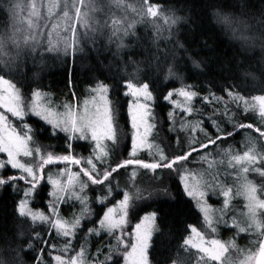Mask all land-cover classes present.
<instances>
[{"label":"rangeland","instance_id":"obj_1","mask_svg":"<svg viewBox=\"0 0 264 264\" xmlns=\"http://www.w3.org/2000/svg\"><path fill=\"white\" fill-rule=\"evenodd\" d=\"M124 3L126 9L113 7L111 14L104 17L107 20H118L119 24L115 28L111 23L108 27L97 24L95 32L87 37L81 35L80 43L74 42L67 51L62 42L55 43V50L50 51L45 37H41L39 44L32 41L23 43V36L29 34L26 23L19 25L21 31L15 37L20 44L19 48L12 43V20L6 36L0 32V76L15 83L22 108L27 106L42 114L53 113L50 117L52 124L33 114H26L23 120L8 114L11 127L16 128L18 133H28L30 139L27 147L33 151L30 156L21 153L16 156V160L20 163L34 162L47 154L70 155L81 160L78 165L67 162L45 164L39 171L40 179H37L36 187L31 189L29 180L21 178L27 174L21 169L12 168L7 153L0 152V164H8L6 168L0 169V177L16 176L9 186L14 192L21 193L16 212L23 220L19 223L16 237H34L42 228L47 229L46 237L50 239L45 246L46 252L41 255L38 250L33 264H40L41 259L43 264H68L69 256L76 264H105L114 253L121 257L117 264H150L147 253L157 230L156 213L142 209L149 202L171 198V185L177 183L193 202L203 227L189 228L177 252L178 260L173 264H253L259 242L264 238V208L259 207V204L264 203V175L260 171H252L264 170V136L260 135L264 131V117L261 116V106L256 100L264 95L244 98L235 92H228L225 96H200L193 91L192 86L179 87L166 95L164 101L170 107L165 108L163 116L160 115L154 107L155 99L151 90L148 88L150 96L137 91L143 84H147L149 70L136 60L144 43L138 41L141 37L130 43V40L138 37L137 32L132 33L131 30L143 23L167 29L171 19L157 7V16L153 17L139 11L141 8L146 11V5L141 2L124 0ZM21 16L26 18V12H21ZM100 18L101 14H96V19ZM129 24L132 26L129 27ZM80 31L83 33L84 30ZM170 34L168 32V38ZM53 40H56L55 34ZM165 41V47H162L154 62L157 65L153 70L165 66L166 76L174 80L178 76L171 60L164 61L165 56L172 53L171 45H168L171 40ZM155 45L159 44L156 42ZM101 56L108 57L106 68L102 67ZM86 59H90L87 70ZM67 64L71 69L76 67V70L83 72L87 80L80 93H77L79 89L76 90L69 83L73 99L56 97L43 86H35L36 83H47L50 70L64 68ZM93 67H96L97 73L95 69L92 70ZM110 70H117L116 81L122 83V90L119 91L118 84L112 89L109 82L97 79L102 75L113 77L107 74ZM111 77L108 78L112 83L115 80ZM129 83L133 85L132 88H127ZM102 87L108 91L101 92ZM181 91L195 95L186 99L178 95ZM124 93L128 97L125 115L124 110L122 113ZM144 105H147V110ZM106 106L113 117L112 129L108 133L112 139L106 138V129L102 127L98 132V142L91 140L89 132L88 139H72V148L69 149V136L75 137L79 133H65L55 126V122L67 118L66 114L73 111L78 123L82 120L87 122L95 118L97 110L102 115ZM134 115L137 128L133 127ZM141 115L145 121L143 124L140 123ZM25 123L27 128L23 127ZM249 124L252 127H248ZM10 132L11 128L0 124V136H7ZM57 133L65 135L67 142L53 143ZM218 136L220 138L215 140ZM209 140L215 143L209 144L201 152H194L187 161L181 162L174 169L152 170L145 169L142 164H132L112 172L101 184H92L83 175H73L69 183V175L78 173L82 168L91 169V165L85 163L87 159H92L97 170L102 172L105 168H114L129 159L159 162L161 152L175 157L187 152L190 147L207 144ZM245 152L254 158V163L232 162L234 155ZM245 166L250 169L247 173L242 171ZM58 171L61 174L58 175ZM45 174L58 181L57 185L48 182ZM82 182L88 186L81 191ZM43 186L48 188L44 190ZM253 188L255 191H251ZM41 190L46 194L37 197V200L36 194ZM81 196L85 199L80 200ZM125 197H128L126 204ZM109 209H112L111 213ZM22 211L25 214H21ZM32 214H40L48 219L42 220L39 216L33 219ZM106 215L116 224L115 227H107ZM73 217L79 221L76 226H73ZM145 217L154 218L146 221ZM128 224H131L129 231L126 229ZM59 225H63V228H59ZM137 225H140L139 229ZM145 229L148 230V240L141 260L139 251L132 253L131 245L138 243L137 236L143 235ZM63 230H67L70 236L59 234ZM72 233L75 235L72 236ZM66 239L71 247L65 253ZM186 240L188 244H185ZM211 240L219 241L224 250L221 251L219 246L210 248ZM4 244L9 248L0 244V264H27L17 248H10L6 242ZM201 248L209 249V255L214 251L220 259H210L209 255L200 251ZM57 256L61 257V261L56 260Z\"/></svg>","mask_w":264,"mask_h":264},{"label":"trees","instance_id":"obj_2","mask_svg":"<svg viewBox=\"0 0 264 264\" xmlns=\"http://www.w3.org/2000/svg\"><path fill=\"white\" fill-rule=\"evenodd\" d=\"M11 2L12 0H0V32L4 37L11 25L8 13ZM151 4L167 14L173 24L170 23L171 26L168 25L167 29L146 23L138 24L131 30L132 33L136 31L138 37L130 40V43L139 37L141 38L138 41L144 43L136 60L148 67L146 83L154 94V107L160 115L163 116L165 108L170 107L164 101L166 95L179 87L192 86L193 91L200 96H225L228 92H235L244 98L264 95V0H151ZM223 17L232 22V27L220 22ZM168 32L171 33L169 38ZM165 39L171 40L168 45H171L172 53L167 54L164 61L171 60L178 76L174 80L166 76L165 66L157 71L153 70L157 65L154 62L157 61L162 47H165ZM155 41L159 45H155ZM99 58L102 60V67L106 68L108 57ZM86 60L85 70L90 59ZM70 69L71 66L67 64L64 68L50 70L47 83H36L35 86H43L56 97L66 96L73 99L69 83L76 90L79 89L77 93H80L87 80L85 74L76 70V67L75 71L71 69L69 73ZM110 69L113 70V67ZM92 70L97 73L96 67ZM112 70L107 73L113 76H108L115 80L112 83L103 75L97 79L104 83L109 82L112 89L118 84L120 91L123 89L122 83L116 81L117 70ZM123 101L122 113L124 110L125 115V103L128 101L126 93L123 94ZM65 137L62 133H57L53 143L67 142ZM219 138L220 136L216 137V140ZM43 187L44 190L48 188ZM44 190L39 191L36 198L44 197ZM171 191V198L149 202L142 209L156 213L157 230L147 253L150 264L175 263L178 260L177 252L180 251L181 242L189 233V228L203 227L197 209L181 187L173 183ZM20 197L21 193L14 192L9 184L2 186L0 244L7 246L4 244L6 242L10 248H17L20 257L27 264H33L38 250L41 255L46 252L50 238L46 237L47 229L43 228L34 237H16L19 223L23 220L16 212ZM133 221L134 218L131 219ZM130 228L131 224H128L127 231ZM115 254L105 264H117L121 257L118 253Z\"/></svg>","mask_w":264,"mask_h":264},{"label":"snow or ice","instance_id":"obj_3","mask_svg":"<svg viewBox=\"0 0 264 264\" xmlns=\"http://www.w3.org/2000/svg\"><path fill=\"white\" fill-rule=\"evenodd\" d=\"M143 5H146V11L144 8L139 9V11L145 16H157V9L152 6L151 0H141ZM127 8V5L124 3V0H12V2L8 6V13L10 15L13 28L12 34V43L17 48L20 47L19 42L17 41L16 34L21 31L20 24L26 23L27 29L29 30V34L23 36V43L27 44L29 41L34 42L35 44L41 43V37L46 38V42L49 46L50 51L55 50V43L62 42L65 50L70 49L75 42L76 44L80 43L81 35L87 37L91 33L97 30V24H100L101 27H108L109 23L112 24L113 28H115L118 24V20H107L104 19L105 16H108L112 12V8ZM43 9V11H42ZM133 11H137V9H133ZM21 12H26V18L21 16ZM96 14H101V18L99 20L96 19ZM221 23L232 27V22L227 18L223 17L220 20ZM132 25L129 24V27ZM46 29H51L50 31H45ZM81 29H83V33H81ZM63 33V35L61 34ZM53 34H55V42L53 40ZM83 51V49H78ZM133 85L129 83L127 88H132ZM148 84H143L142 87L138 88V92H144L146 95L150 96L148 93ZM107 88H101V92H107ZM135 95V93H133ZM35 95H39V93H35ZM178 95L185 97L186 99H191L195 93L181 91ZM256 100L259 102L261 106V116L264 117V97H258ZM135 103V102H134ZM139 108L140 105H137ZM145 110H147V105L143 106ZM0 124H3L5 128H11V132L7 136H0V152L7 153L10 158L9 163L12 168H18L23 171V173L27 174L26 176H22V179H28L31 185V189L36 187L37 179H40L39 171L43 168L45 164H53V163H74L80 164L81 160L79 158H74L70 155H53L47 154L46 156L41 157L38 161L34 162H25L20 163L16 160V156L21 153L24 156L33 155V151L27 147V141L30 139L27 132L16 131V128L11 127L9 124V115L12 117H16L17 119L23 120L26 114H33L41 119L47 121L52 124L53 120L50 118L53 113L45 112L44 114L41 111L35 109H28L27 106L24 108L21 107L20 104V94L17 90V87L14 82L9 79H6L3 76H0ZM67 118L58 119L55 122L56 127H60V130L69 133H79L78 136L72 137L69 136L68 139V148H72L71 140L72 139H88V133L90 132V137L92 141H99V129H106V138L112 139V136L108 133L111 132L113 117L109 113L108 107L104 108L103 114L101 115L99 110L95 114V118L88 119L87 122L83 120L78 123L76 119L75 112H69L66 114ZM144 117L141 115L140 123L143 124ZM61 125H63L61 127ZM243 127V125H241ZM248 127H252V125H247ZM24 128H27L28 125L25 123L23 125ZM133 127L137 128L136 124V116H133ZM151 127V125H149ZM147 131V128L145 129ZM259 131V129H257ZM261 136H264V131L260 132ZM143 142V137L141 138ZM214 140H209L207 144H201L198 147H190L187 152H183L175 157H169L164 155L162 152L159 157V162H142V161H134L132 159L123 161L118 163L114 168L108 167L105 168L102 172L98 171L96 165L93 163L92 159H87L85 163L87 165H91V169L82 168L78 173H74L69 175V183L72 182L73 175H83L91 181L92 184H101L104 180H107L112 172L118 171L120 167H125L127 165L132 164H142L145 169H174L175 166L181 165V162L187 161L190 156L193 155L194 152H201L203 149L208 148L209 144H214ZM39 152V148L36 149ZM264 159V157H262ZM242 161H247L249 163H254V158L250 157L247 152L242 155H234L232 158V162L235 164H240ZM8 164H0V169L6 168ZM179 170L178 168L176 169ZM249 167L245 166L242 168V171L247 173L249 171ZM252 171H260L261 175H264V170L252 169ZM58 175L61 174L59 171ZM47 176V174H45ZM16 179L13 176L0 177V186L5 184H10L12 180ZM48 182L52 183L54 186L57 185L58 181L53 180L51 176H47ZM86 182L81 183V191L84 187H87ZM105 187L109 188L108 185ZM251 191H255V189H251ZM227 195V192L224 193ZM80 200H84V197H79ZM128 197H125L124 203L126 204ZM23 207V206H22ZM259 207L264 208V203L259 204ZM83 211V209H82ZM112 212V209H109V213ZM21 214H25L22 213ZM33 219H36L39 216L42 220H47V217L41 216L40 214H32ZM154 217H145L146 221L152 220ZM75 224L79 223L75 217H73ZM105 221L108 222L107 227L109 229L116 226L115 223L110 221L109 216H105ZM53 227H57V225H53ZM59 228H63V225H59ZM140 228V225H137V229ZM91 231V230H90ZM193 232L196 231L195 228L192 229ZM243 231V229H241ZM148 230L145 229V233L143 235H138L137 244L131 245L132 253H137L139 251V255L141 260L144 257V248L147 245L148 240ZM59 234L69 237L70 233L67 230L60 231ZM72 236L75 233L71 234ZM203 240V237H201ZM189 241H185V244H188ZM210 248H214L215 246H219L221 251L224 250V246L219 244L217 240L209 241ZM195 247V245H193ZM71 247L69 240H65V249L66 253ZM260 255L264 256V239L259 242ZM200 251L204 252L206 255H209V249L201 248ZM209 258L212 260H219V254L214 251L209 255ZM57 261H61V257H56ZM40 264H43V259H41ZM62 264V262H61ZM68 264H76V261L73 260L71 256L68 257Z\"/></svg>","mask_w":264,"mask_h":264},{"label":"water","instance_id":"obj_4","mask_svg":"<svg viewBox=\"0 0 264 264\" xmlns=\"http://www.w3.org/2000/svg\"><path fill=\"white\" fill-rule=\"evenodd\" d=\"M264 239V238H263ZM264 259V256L260 255V249L258 250L255 258H254V264H260V262Z\"/></svg>","mask_w":264,"mask_h":264},{"label":"flooded vegetation","instance_id":"obj_5","mask_svg":"<svg viewBox=\"0 0 264 264\" xmlns=\"http://www.w3.org/2000/svg\"><path fill=\"white\" fill-rule=\"evenodd\" d=\"M258 249H259V247H258ZM260 264H264V259H262V261L260 262Z\"/></svg>","mask_w":264,"mask_h":264}]
</instances>
